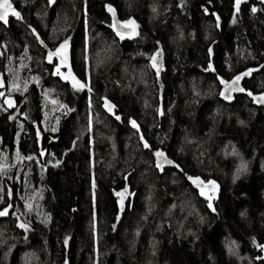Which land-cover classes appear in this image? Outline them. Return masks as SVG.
<instances>
[{
  "label": "trees",
  "instance_id": "obj_1",
  "mask_svg": "<svg viewBox=\"0 0 264 264\" xmlns=\"http://www.w3.org/2000/svg\"><path fill=\"white\" fill-rule=\"evenodd\" d=\"M12 2L22 19L0 23V90L14 98L0 101V264H264V108L253 100L264 68L232 102L220 97L221 81L264 65V3ZM106 6L135 21L131 38L111 30ZM66 38L90 92L51 74L47 53ZM157 150L177 169L160 173ZM188 177L215 182L211 209Z\"/></svg>",
  "mask_w": 264,
  "mask_h": 264
},
{
  "label": "snow or ice",
  "instance_id": "obj_2",
  "mask_svg": "<svg viewBox=\"0 0 264 264\" xmlns=\"http://www.w3.org/2000/svg\"><path fill=\"white\" fill-rule=\"evenodd\" d=\"M241 2H242V0H235V5H236L237 8L239 7ZM261 2L264 3V0H261ZM48 3H49V5H51L53 3V0H48ZM106 7H107V9H108V11L110 13H113V19H115L114 10L110 6H106ZM153 10H155V9H153ZM251 10H252V12H255L256 8H252ZM9 13H11V15L14 16L17 20H21L22 19L21 16H20V13L15 11L12 8V5L8 2V0H0V21H2L5 24H7L6 17L8 16ZM212 15L215 16L216 14L212 13ZM218 21H219V18L217 17V22ZM110 27H112L113 32H115L116 35L121 40H123L125 38V35L127 34V33H125L123 31V29H125V28H130L131 29V34H128L129 38H131V35L135 34V29H136L137 25L135 24L134 20L129 19L127 21H124L122 24H120L119 22L114 23L113 25H110ZM33 35H36L35 31H33ZM36 38H37V40H40L39 36H37ZM41 44L43 45V41H41ZM68 53H69V40L67 38L64 39L63 42H61L58 47H55L54 51H48V53H47L48 62L50 64H52L53 63V57H55L56 61H58L57 63H55L54 71H52L51 74L53 76L59 75L61 80L70 81V83L72 85V88L75 91H80V90H83L85 88H88V91L90 92L91 88L88 86V84L85 83V82H82L80 79H77V77L73 74L72 68L69 65ZM209 56H211V48H209ZM84 59H85V62L87 63V56H85ZM151 59H152V67L153 68H157V70H158L157 63L155 62L156 61V55L154 54ZM61 67L68 69L66 75L63 72L60 71ZM211 69H212V64H211V61H209L208 69H206V70H211ZM241 75H247V73H243ZM217 78L219 79V77H217ZM239 81H240V76H236L233 79V81L231 82V85H230L232 90L243 91L242 88H240V89L237 88V86L239 84ZM221 83L225 84V88L226 89L229 88V85L227 83H225L224 81H221ZM220 95L224 96L226 99H230L231 98L230 96H227L225 94V92H221ZM261 99L264 100V97H261ZM8 103L11 104V101H8ZM104 106H105L107 111H109L110 113L112 112L113 105L109 104V102L107 100H105ZM61 107H63V105H61ZM115 119L120 120V117L116 116ZM129 123L131 124V126L134 129L139 131V128H138V126H137L135 121L129 120ZM37 136H39V133H37ZM141 143L143 144L144 148H146V149L149 148V144L144 142L143 137H141ZM41 155H43V153H41ZM154 155L156 157H163L164 153L159 151V150H157V151H155ZM167 162L171 163V161H167ZM157 167H160L159 160L157 161ZM188 179L191 180L193 185H195L197 188L200 189V195L205 197V199L208 201V207L211 209L212 208L211 201H212V197L215 195V189H216L215 182L211 181V180L207 181V184L211 185V195H207L205 193L204 187H202L203 181H201L199 177H195V178L188 177ZM94 186L95 185H93V187ZM124 191L126 192L127 189L125 188ZM116 195L118 197H121V199L118 200L117 203L122 209L123 208V203H122L123 196H122V193L121 192H117ZM26 207H27V205H26ZM6 214H7V208H5L4 210L0 211V216H5ZM117 219H119V216H117ZM19 226L20 227H24L25 230H27L26 225H19ZM113 227H115V226H113ZM65 244H67V238L65 239ZM262 247H264V246H262ZM66 264H67V262H66Z\"/></svg>",
  "mask_w": 264,
  "mask_h": 264
},
{
  "label": "water",
  "instance_id": "obj_3",
  "mask_svg": "<svg viewBox=\"0 0 264 264\" xmlns=\"http://www.w3.org/2000/svg\"><path fill=\"white\" fill-rule=\"evenodd\" d=\"M8 2L12 5V8L16 11V8H15V6H14L12 0H8ZM111 8L114 10L115 19H113V13H110V12L108 11V14H109V17H110V20H111V23H110V24L113 25L114 23H117V22H119L120 24H122L121 20L119 19V16H118V13H117L116 9H115L114 7H111ZM12 17H13V16L11 15V13H9L8 16L6 17V19H7V24H5V23L2 22V21H0V23H1L2 25H4L5 27H7V26L9 25L10 19H11ZM111 30H112V27H111ZM112 31H113V30H112ZM123 31H124L125 33H127V34L125 35V37H129L128 34H131V29H130V28H125V29H123ZM114 33H115V32H114ZM115 34H116V33H115ZM132 35H133V34H132ZM132 35H131V36H132ZM263 68H264V65L261 66V67H259V68H250V69H247V70H245V71H243V72H241V73H239V74L236 75V76H240V81H239V84H238L237 88H238V89L242 88L243 91L232 90L231 87H230L231 82L233 81V79H234L236 76H234L231 80H228V81H225V80H224V82L227 83V84L229 85V88L226 89V88H225V84L221 83L220 93H221V92H225V94H226L227 96H230L231 98H230V99H226L224 96H221V95H220L222 101L225 102V103H230V102H232V101L235 99V97H237V96L243 94V92H244V84H245V82L251 80L252 77H253L255 74L259 73ZM243 73H247V75H241V74H243ZM261 97H264V95L257 94V95H255V96H253V100H254L255 104L257 105V107H259V108H264V100H262ZM159 151L163 152V153H164V156H163V157H156V156L154 155L155 152L153 153V161H154V165H155L156 169H157L160 173H162L163 170H165V169H167V168L177 169V165H176V163H175L172 159H170V157H169L164 151H162V150H159ZM158 160H159V163H160V167H157V161H158ZM167 161H171V163H168ZM191 184H192L193 188L200 190V189L197 188L195 185H193V183H191ZM202 187H204V190H205V191H209V192H211V185H208V184L203 183ZM0 217H2V216H0Z\"/></svg>",
  "mask_w": 264,
  "mask_h": 264
},
{
  "label": "rangeland",
  "instance_id": "obj_4",
  "mask_svg": "<svg viewBox=\"0 0 264 264\" xmlns=\"http://www.w3.org/2000/svg\"><path fill=\"white\" fill-rule=\"evenodd\" d=\"M155 55H156V61H155V62L157 63L158 70H157V68H153V67H152V68H153V70L155 71V73H156L157 75H159V74L161 73V71L163 70V64H162L161 56H160L158 53H156ZM152 56H153V55H152ZM151 58H152V57H151ZM68 60H69V53H68ZM151 64H152V59H151ZM60 71L63 72V73L66 75L68 69L61 67ZM63 81H65V82H70V81H68V80H63ZM3 91H4V89H3V90H0V101H5L7 107H12L13 104H14V102H13V101H14V98L11 97L10 94L6 93L5 91L3 92ZM8 101H11V104H9ZM120 198H121V197H120ZM122 203H123V202H122Z\"/></svg>",
  "mask_w": 264,
  "mask_h": 264
}]
</instances>
